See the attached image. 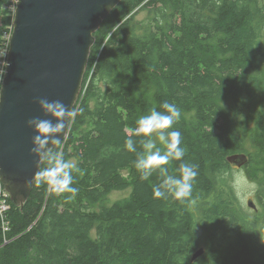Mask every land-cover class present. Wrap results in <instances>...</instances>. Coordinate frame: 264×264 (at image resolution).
<instances>
[{"label": "trees", "instance_id": "trees-1", "mask_svg": "<svg viewBox=\"0 0 264 264\" xmlns=\"http://www.w3.org/2000/svg\"><path fill=\"white\" fill-rule=\"evenodd\" d=\"M142 9L148 17L136 21ZM14 18V1L0 0V56ZM95 39L69 134L53 149L77 163L79 192L36 181L23 206L9 195L0 264H200L192 256L202 244L206 264H264V0H121ZM165 101L180 110L186 153L164 167L198 171L183 201L154 198L162 175L142 180L125 147L131 135L143 151L135 121ZM241 155L238 167L231 159ZM236 167L257 184L251 216L231 180Z\"/></svg>", "mask_w": 264, "mask_h": 264}, {"label": "water", "instance_id": "water-1", "mask_svg": "<svg viewBox=\"0 0 264 264\" xmlns=\"http://www.w3.org/2000/svg\"><path fill=\"white\" fill-rule=\"evenodd\" d=\"M14 27L0 95V177L12 201L23 206L38 171L27 121L44 116L38 99L60 100L75 110L95 44V33L121 0H14ZM6 65V66H7ZM55 122V121H54ZM68 121L64 142L69 134ZM241 167L246 156H235ZM250 206L255 207L252 200ZM204 249L197 250V260Z\"/></svg>", "mask_w": 264, "mask_h": 264}, {"label": "clouds", "instance_id": "clouds-1", "mask_svg": "<svg viewBox=\"0 0 264 264\" xmlns=\"http://www.w3.org/2000/svg\"><path fill=\"white\" fill-rule=\"evenodd\" d=\"M5 75L6 69H0V80H3ZM38 103L44 116H50L52 119L36 116L27 121L35 133L32 137L33 147L30 150L38 158L36 161L38 171L34 179L45 183L53 193L67 192L75 196L79 189L73 186V172H79L78 165L74 161L66 160L62 150L53 149L60 144L61 136L63 138L66 135L68 121L73 119L76 113L60 100L49 101L47 98H39ZM160 108L163 111L153 108L149 114L142 115L135 121L133 134L143 137L139 141L143 151L137 152L136 141L131 135L126 139L125 147L128 151L137 153L133 163L142 180H147L153 172L162 175L161 181L152 187L154 198L167 199L168 196H172L183 201L192 193L193 182L198 175L197 166L181 163L179 177L168 175V169L164 166L171 160L182 161L186 149L182 147L181 131L174 128L181 116L178 106L165 101ZM153 136L164 146L163 152L156 146ZM45 163L46 167L43 166Z\"/></svg>", "mask_w": 264, "mask_h": 264}, {"label": "rangeland", "instance_id": "rangeland-1", "mask_svg": "<svg viewBox=\"0 0 264 264\" xmlns=\"http://www.w3.org/2000/svg\"><path fill=\"white\" fill-rule=\"evenodd\" d=\"M148 17V11L147 10H140L136 15V21H142V20H146V18ZM224 105L227 107V109H229L230 111H232V106L229 102H224ZM155 140V139H154ZM156 145L160 144V142L158 140H155ZM124 175L129 177L130 172L129 171H124ZM231 180L232 183L236 189V192L238 194L239 200H240V204L242 205V207L245 210H248L250 212V216L252 215V212L254 211V209H252L249 206V201L250 200H255L256 204L257 201L255 199V193L257 190V184L255 181L251 180L248 175L246 174L245 170L243 168H232V173H231ZM130 188L126 189V190H117V191H113L111 192L108 197L106 198V200L104 201V204L106 205H111L112 203H114L116 200L121 199L125 196H127L130 192ZM11 197V196H10ZM203 248L204 249V253L199 257V262L200 264H206L207 262V252H206V247L204 244L200 245L198 247L197 250ZM196 260V261H198Z\"/></svg>", "mask_w": 264, "mask_h": 264}, {"label": "built area", "instance_id": "built-area-1", "mask_svg": "<svg viewBox=\"0 0 264 264\" xmlns=\"http://www.w3.org/2000/svg\"><path fill=\"white\" fill-rule=\"evenodd\" d=\"M14 3H15V10H16V2L14 1ZM11 36L12 34L10 35V40H11ZM9 44H10V41H9ZM8 53H9V45H8V48L6 49L4 48L1 51L0 69H6ZM2 81L3 80H0V95H1ZM9 195H10L9 192L5 188L3 182L1 181V177H0V214H3L9 208V201H8Z\"/></svg>", "mask_w": 264, "mask_h": 264}]
</instances>
